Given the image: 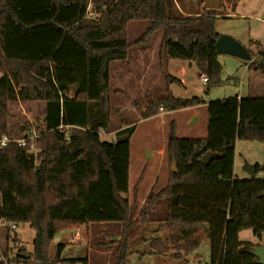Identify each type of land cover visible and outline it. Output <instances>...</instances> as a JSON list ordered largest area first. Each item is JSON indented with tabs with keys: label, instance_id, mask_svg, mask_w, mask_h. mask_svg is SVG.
Masks as SVG:
<instances>
[{
	"label": "trees",
	"instance_id": "trees-1",
	"mask_svg": "<svg viewBox=\"0 0 264 264\" xmlns=\"http://www.w3.org/2000/svg\"><path fill=\"white\" fill-rule=\"evenodd\" d=\"M225 1L235 10L241 0ZM223 7L194 13L183 11L177 0H0V139L13 136L14 104H44L35 151L15 143L0 148V222L7 230L28 223L35 231L31 257L17 255L16 262L88 264L62 259L63 245L52 259L55 236L71 226L119 223L114 264H128L149 213L167 197V219L155 230H166L164 239H152L149 254H162L159 245L164 249L168 243L171 258L181 260L205 239L207 264H257L251 243L240 241L239 233L250 229L264 239V179H238L234 158L237 141L264 144V92L253 89L247 98L209 102L205 138H179L171 123L167 186L158 193L152 189L137 221L135 200L128 196L136 122L112 125L111 95L119 92L111 87V67L130 60L134 47L158 31L160 61L193 63L207 78V91L221 83L215 23ZM131 22L147 23L136 42L128 39ZM248 69L264 79V61L250 56ZM203 104L201 97L175 98L166 90L149 99L142 118ZM29 130L14 135L22 138ZM101 131L115 138L104 141ZM208 153L217 157L200 164ZM255 165L257 172L264 170ZM142 179L132 188L134 195Z\"/></svg>",
	"mask_w": 264,
	"mask_h": 264
},
{
	"label": "rangeland",
	"instance_id": "rangeland-1",
	"mask_svg": "<svg viewBox=\"0 0 264 264\" xmlns=\"http://www.w3.org/2000/svg\"><path fill=\"white\" fill-rule=\"evenodd\" d=\"M180 7L181 5L191 8L190 10L202 11L205 0H177ZM224 5L227 3L222 0ZM229 4V3H227ZM224 9V7L222 8ZM228 13L235 15V18H218L215 23V29L220 35L231 36L238 40L246 46L247 50L250 51V56L252 61H264V0H241L238 3L235 10L229 9ZM221 14H223L221 10ZM90 17L93 16L90 10ZM147 28L146 22H131L127 26V35L130 42H136L140 39ZM161 31L154 34L152 38L145 44L139 43L135 46L131 52V58L128 63L123 65L122 63H115L111 67V87L112 89L121 90L123 89L122 75L124 73L129 74V77H133L136 72L135 63V51L136 48L146 49V47H151L157 51L159 56V45L161 42ZM254 42V43H253ZM263 54V55H262ZM157 64L156 70L160 72L162 77L159 80L158 87L155 88L156 94L165 92L169 90L173 95L178 98H194L202 97L207 101L223 100L229 97L242 95L247 97V85L249 84V79H251L253 71L248 69L249 61H244L236 57L228 55H219L218 61L222 66V76L221 83L217 86L211 87L207 91V84L201 80V75L199 70L193 68L189 72L187 80L189 86L187 90L182 88L178 82H169L165 75L170 72L168 68V61L156 60ZM123 66L127 68L128 72L124 71ZM123 68V69H122ZM135 71V72H134ZM260 79L253 81V89L257 93L264 92V79L261 78L257 73H254ZM263 82H262V80ZM203 81V82H202ZM240 81L242 84L240 85ZM133 85V84H132ZM132 88V87H131ZM170 88V89H167ZM124 90V89H123ZM71 95H74V91H71ZM143 97L137 98V94L133 92L130 98V102L134 105L137 101L141 102ZM127 99L123 94H112L111 95V117L113 127H119L122 122H136L137 116L134 112H128L125 108ZM44 109L43 103L31 102V103H21L14 104L11 110V116L9 118V125L13 131V138H16L14 134L19 133L18 130L26 127L27 129H33L40 133L44 130L42 122V112ZM205 121V119H204ZM206 126H207V121ZM170 126L167 125V133H169ZM207 131V127H206ZM22 133H19L21 135ZM139 133L132 140V156L130 162V182L131 186L135 185L139 170L143 163H139L137 147L140 145ZM15 136V137H14ZM102 140L112 141L115 138L114 133L102 134ZM180 138H184L181 134ZM167 158L165 155L164 163L166 164ZM245 162L250 164H259L264 166V144L259 142H248V141H238L236 146V175L238 179H249V175L244 171L243 166ZM141 165V166H140ZM166 170L168 171L167 165ZM256 179H264V170L257 172ZM145 190L142 192L144 193ZM143 196V194H142ZM133 198V194L132 197ZM167 212V211H166ZM139 213V207L137 206L132 214V220L137 221V214ZM167 214V213H166ZM10 230L6 229V226L0 222V263L1 264H21V262H16L15 258L17 255L27 252V258L31 257L33 253V241L35 238V231L31 228L30 224L24 223L16 226L12 229L8 226ZM157 224H146L142 227L141 237L134 242L132 245L133 254L130 257L128 264H207L209 258V244L205 239L202 240L201 245L198 250H196L188 258L181 255V260H173L171 258V251H169L170 246L168 243L164 244V249L162 245H159V250L162 254L151 255L149 254L151 249L150 242L155 237L159 239H164V234L166 230H161L160 232H155ZM68 230V231H67ZM66 230V232H61L57 234L50 245L49 254L52 259H56L57 246L63 245L64 250L61 254L63 259H87L90 257L93 260H101L99 252L102 250L108 251V261L115 262V256L117 251V243L120 241L121 225L119 223H102V224H90V225H77L71 226ZM14 238L17 241H14ZM240 241H248L252 246L264 245V239L259 241L253 236L252 230L244 229L239 233ZM116 243V244H111ZM152 259H150L151 256ZM140 256V258H139ZM142 256V257H141ZM139 259V260H137ZM136 261H138L136 263ZM188 261V263H187ZM89 264V262H88Z\"/></svg>",
	"mask_w": 264,
	"mask_h": 264
},
{
	"label": "crops",
	"instance_id": "crops-1",
	"mask_svg": "<svg viewBox=\"0 0 264 264\" xmlns=\"http://www.w3.org/2000/svg\"><path fill=\"white\" fill-rule=\"evenodd\" d=\"M205 2H204V6L200 4V6L203 9H207L205 6ZM238 3L239 2L235 4V8H237ZM231 7H232V4L225 3L224 9H222L223 14H221L219 18H222V17L235 18L236 17L235 15L227 12V10L231 9ZM181 8L185 12H194V13L201 12L197 10H190L191 8L190 9L187 8L186 5H184V7L181 5ZM134 56H135L134 65L137 68L136 72L134 71L135 74L133 75V77H129L128 76L129 74L124 73L122 75V81H123L122 85H123L124 90L121 89V90H116V91L119 92L117 94H123L125 98L127 99V102L125 104V108L127 109L126 111L134 112L137 116L136 131H135L134 136L132 137V140L135 136L141 133L140 135L141 143L140 145H138L136 152L138 154L137 155L138 159L140 158L139 163L140 162L143 163L144 160L146 162L142 164V166L140 165L141 167L138 173L139 176H138L136 183L140 179L141 175H143V179L140 185L138 186L135 192V195L131 191L132 186L130 182V193L128 195L131 200H135V208L138 206L139 211H140L146 205L152 189H154L155 192L158 193L161 190H163L167 186V183H168L169 160L167 156V144H168V140L170 137V130H169V133H167V125L170 126L172 122L175 123L176 134L178 137L181 134L186 139L205 138L207 134V131H206L207 126L205 122L207 121V108L206 107L208 103L211 101L204 100L202 96L201 98L204 100V103H205L203 105L184 108L178 111H168L166 109H160L158 115L153 116L151 118L143 119L142 111H144L145 107L147 106L149 99L157 95L155 88L160 86L159 80L162 77V75L160 74L159 71L156 70V66H155L157 64L156 60H158L159 57L157 55V51L153 48V46L146 47V49L136 48ZM129 61L130 60L126 62H122V64L125 65ZM167 64H168L167 67L170 68V72L166 74L170 77V79H168L169 82H175L176 80H178V84L182 88L187 90V88L190 87L187 77H188L189 72H191L193 68H196L195 65L193 63L183 62L180 60H170L168 61ZM123 68L122 69L124 71L128 72L126 67L123 66ZM173 79H176V80H173ZM253 79L258 80L260 78L256 76L254 73H252L251 79H249L250 82L247 85V89H246L247 97L251 96V93L253 90V85H252L254 81ZM241 84L242 82L240 81V85ZM167 89H170V88H167ZM132 90L133 92L137 94L138 99L139 97H143L142 98L143 100L141 102L137 101L134 105H132V103L130 102ZM173 96L175 98H178L176 95H173ZM238 97L245 98L240 94ZM132 140H131V151H132ZM237 143L238 141L236 142V146H237ZM236 146H235V158H234V174L235 175H236L235 173L236 172ZM165 155L168 161L166 164L164 163ZM131 156H132V152H131ZM166 165H167L168 171L166 170ZM144 190L145 192L142 193ZM132 194H133V198H131ZM138 214H137V218H138ZM167 216H168V198L164 197L153 207V209L149 213L148 215L149 224L150 225L157 224V227H158V224L165 221L167 219ZM168 246L170 245H167V247ZM99 255L101 256V258H99L101 260H94V257L92 260V258L89 257L88 258L89 264H114V261H111V262L108 261V256H107L108 251L107 250H102V252H99ZM152 257L153 256H151L150 259H152ZM137 262L138 261H136V263Z\"/></svg>",
	"mask_w": 264,
	"mask_h": 264
},
{
	"label": "water",
	"instance_id": "water-1",
	"mask_svg": "<svg viewBox=\"0 0 264 264\" xmlns=\"http://www.w3.org/2000/svg\"><path fill=\"white\" fill-rule=\"evenodd\" d=\"M222 0H206L205 6L208 10L218 9ZM215 49L218 55H228L244 61H250V54L246 47L231 36L219 35ZM217 157L216 154L208 153L200 159V164L208 165ZM41 166H38L39 171ZM244 171L249 175V179H255L257 175L256 165L245 162ZM172 172L177 173L176 163L172 164ZM264 196V195H263ZM249 252L256 258L257 264H264V245L251 246ZM23 259L27 258V252L19 254Z\"/></svg>",
	"mask_w": 264,
	"mask_h": 264
},
{
	"label": "built area",
	"instance_id": "built-area-1",
	"mask_svg": "<svg viewBox=\"0 0 264 264\" xmlns=\"http://www.w3.org/2000/svg\"><path fill=\"white\" fill-rule=\"evenodd\" d=\"M202 80L206 83L207 82V78H205L204 76H202ZM102 131L100 132V134L102 135ZM39 137V133L33 129L29 130L26 134L25 137L22 138H13V137H9L7 135H4L1 139H0V148L5 147L8 143H15L20 147H27V145H29V150L31 152L35 151V143L37 138ZM12 229H15L16 226L15 225H11Z\"/></svg>",
	"mask_w": 264,
	"mask_h": 264
}]
</instances>
